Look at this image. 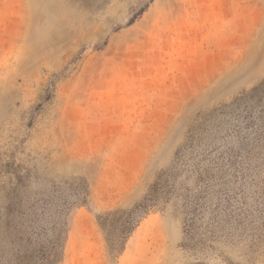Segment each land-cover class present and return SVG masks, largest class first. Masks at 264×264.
Listing matches in <instances>:
<instances>
[{
	"label": "rangeland",
	"instance_id": "obj_1",
	"mask_svg": "<svg viewBox=\"0 0 264 264\" xmlns=\"http://www.w3.org/2000/svg\"><path fill=\"white\" fill-rule=\"evenodd\" d=\"M0 264H264V0H0Z\"/></svg>",
	"mask_w": 264,
	"mask_h": 264
},
{
	"label": "trees",
	"instance_id": "obj_2",
	"mask_svg": "<svg viewBox=\"0 0 264 264\" xmlns=\"http://www.w3.org/2000/svg\"><path fill=\"white\" fill-rule=\"evenodd\" d=\"M258 88L254 89L253 92L257 91ZM149 212V206L147 204H141L133 208L132 210H116L107 214L99 215L97 217L98 225L107 236L112 232L111 227H115L120 241L117 244L118 251L121 252L128 239L142 221V219ZM109 247H114L110 241L107 240Z\"/></svg>",
	"mask_w": 264,
	"mask_h": 264
}]
</instances>
